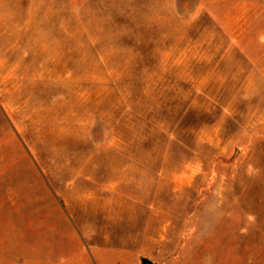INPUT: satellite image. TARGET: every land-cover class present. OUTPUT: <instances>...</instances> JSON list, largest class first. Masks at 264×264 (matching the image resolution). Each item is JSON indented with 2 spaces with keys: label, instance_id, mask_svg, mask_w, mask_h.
<instances>
[{
  "label": "rangeland",
  "instance_id": "374dc122",
  "mask_svg": "<svg viewBox=\"0 0 264 264\" xmlns=\"http://www.w3.org/2000/svg\"><path fill=\"white\" fill-rule=\"evenodd\" d=\"M264 264V0H0V264Z\"/></svg>",
  "mask_w": 264,
  "mask_h": 264
},
{
  "label": "trees",
  "instance_id": "16d2710c",
  "mask_svg": "<svg viewBox=\"0 0 264 264\" xmlns=\"http://www.w3.org/2000/svg\"><path fill=\"white\" fill-rule=\"evenodd\" d=\"M142 261L144 262V264H146V263L153 264V263H151L150 261H148L147 259H142Z\"/></svg>",
  "mask_w": 264,
  "mask_h": 264
},
{
  "label": "water",
  "instance_id": "95a60500",
  "mask_svg": "<svg viewBox=\"0 0 264 264\" xmlns=\"http://www.w3.org/2000/svg\"><path fill=\"white\" fill-rule=\"evenodd\" d=\"M141 264H144V262L141 260Z\"/></svg>",
  "mask_w": 264,
  "mask_h": 264
},
{
  "label": "flooded vegetation",
  "instance_id": "af4514ba",
  "mask_svg": "<svg viewBox=\"0 0 264 264\" xmlns=\"http://www.w3.org/2000/svg\"><path fill=\"white\" fill-rule=\"evenodd\" d=\"M146 264H150V263H146Z\"/></svg>",
  "mask_w": 264,
  "mask_h": 264
}]
</instances>
